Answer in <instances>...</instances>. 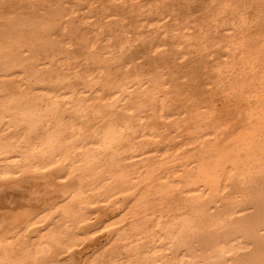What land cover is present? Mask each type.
I'll return each mask as SVG.
<instances>
[{"label": "bare ground", "instance_id": "1", "mask_svg": "<svg viewBox=\"0 0 264 264\" xmlns=\"http://www.w3.org/2000/svg\"><path fill=\"white\" fill-rule=\"evenodd\" d=\"M0 264H264V0H0Z\"/></svg>", "mask_w": 264, "mask_h": 264}]
</instances>
